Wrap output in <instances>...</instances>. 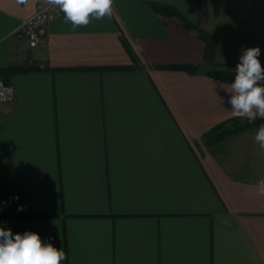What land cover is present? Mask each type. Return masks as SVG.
Here are the masks:
<instances>
[{
    "label": "crops",
    "instance_id": "crops-1",
    "mask_svg": "<svg viewBox=\"0 0 264 264\" xmlns=\"http://www.w3.org/2000/svg\"><path fill=\"white\" fill-rule=\"evenodd\" d=\"M42 3L0 0V69L39 68L0 102V226L38 233L62 264H264L260 126L205 137L247 119L206 43L152 6L236 68L251 47L264 66V0H114L87 26L49 22L31 48L15 30Z\"/></svg>",
    "mask_w": 264,
    "mask_h": 264
},
{
    "label": "clouds",
    "instance_id": "clouds-1",
    "mask_svg": "<svg viewBox=\"0 0 264 264\" xmlns=\"http://www.w3.org/2000/svg\"><path fill=\"white\" fill-rule=\"evenodd\" d=\"M65 15V21L73 28L87 26L92 19L97 21L110 17L114 0H50ZM259 47L245 48L235 68L231 83L230 99L235 116L247 119L254 124L257 119L264 120V68L258 57ZM0 82V88H2ZM8 93V96H4ZM11 89H4L0 96L9 98ZM255 143L264 151V124L255 135ZM258 191L264 195V179L258 181ZM18 199V197H16ZM23 210V206L18 209ZM67 259L62 248L42 241L36 232L25 231L13 234L11 229L0 226V264H62Z\"/></svg>",
    "mask_w": 264,
    "mask_h": 264
},
{
    "label": "trees",
    "instance_id": "trees-1",
    "mask_svg": "<svg viewBox=\"0 0 264 264\" xmlns=\"http://www.w3.org/2000/svg\"><path fill=\"white\" fill-rule=\"evenodd\" d=\"M152 6L157 12L163 15L179 18L182 25L186 29L195 31L198 34L199 38L202 39L206 43L205 59L212 62L213 65L216 68H218L217 70H212L209 73L211 76L218 78L220 80L226 81V82H230V83L234 81L235 74H232L231 72L227 70H224V66H220L214 63L215 49H216L215 40L209 33H207L201 27H199L198 25L194 24L193 22L185 18L173 6L166 5V4H153ZM188 69L189 71H194L196 68L189 67ZM35 70H39V68L34 67V66L26 67V66H12L11 65V66L0 69V76H2L5 82L9 84L10 77H12L14 74L20 73V72L35 71ZM232 121H236V120H232ZM227 123L216 127L211 132H209L205 137H212L214 140H221L222 137L225 136L227 133H237L248 127L260 126L261 124H264V120L257 119L254 124H249L248 122L246 123L233 122L231 127L223 130V128L225 127Z\"/></svg>",
    "mask_w": 264,
    "mask_h": 264
},
{
    "label": "built area",
    "instance_id": "built-area-1",
    "mask_svg": "<svg viewBox=\"0 0 264 264\" xmlns=\"http://www.w3.org/2000/svg\"><path fill=\"white\" fill-rule=\"evenodd\" d=\"M63 18H65V15L57 5L52 4L50 0H43L38 11L21 22L15 30V35L26 39L31 48H36L47 34L48 23ZM0 82L3 85L0 88V92H3L4 89H11L10 97L5 99L4 96H8V93H4V96H0V102L7 103L13 101L15 98L14 88L11 84L6 83L2 76H0Z\"/></svg>",
    "mask_w": 264,
    "mask_h": 264
},
{
    "label": "rangeland",
    "instance_id": "rangeland-1",
    "mask_svg": "<svg viewBox=\"0 0 264 264\" xmlns=\"http://www.w3.org/2000/svg\"><path fill=\"white\" fill-rule=\"evenodd\" d=\"M262 68H264V66H262ZM217 69H218V68H216V67L214 66V70H217ZM222 69H223V68H222ZM224 70H227V71L231 72L232 74H235V68H228V67H225V66H224ZM227 127H228V125H225V127L223 128V130L227 129ZM230 134H232V133H227L225 136L222 137L221 140H214V142L219 143V142L223 141V140H224L227 136H229Z\"/></svg>",
    "mask_w": 264,
    "mask_h": 264
}]
</instances>
